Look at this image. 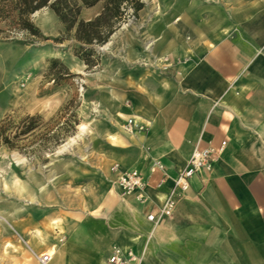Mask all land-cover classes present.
I'll return each instance as SVG.
<instances>
[{
    "label": "crops",
    "instance_id": "0c3cea01",
    "mask_svg": "<svg viewBox=\"0 0 264 264\" xmlns=\"http://www.w3.org/2000/svg\"><path fill=\"white\" fill-rule=\"evenodd\" d=\"M166 7L144 48L158 55L155 63L172 66L166 74L138 67L109 83L118 89L91 127L104 141L89 146L86 163L51 173L70 174L75 193H60L49 206L41 179L31 177L39 208L17 209L31 215L18 227L26 248L19 264H38L48 251V264H107L115 247L133 253L136 264H264V0H174ZM68 67L80 73L74 62ZM131 118L147 130L129 132ZM88 125L77 129L84 126V134ZM203 149L212 150L211 170L191 178L172 214L159 215L178 174ZM154 162L166 174L159 189ZM114 165L142 174L143 202L114 189Z\"/></svg>",
    "mask_w": 264,
    "mask_h": 264
},
{
    "label": "rangeland",
    "instance_id": "374dc122",
    "mask_svg": "<svg viewBox=\"0 0 264 264\" xmlns=\"http://www.w3.org/2000/svg\"><path fill=\"white\" fill-rule=\"evenodd\" d=\"M140 1L143 9L138 16L128 11L105 45L85 47L93 51L89 68L75 55L76 52L82 55L80 45L64 37L63 26L48 9L31 17L42 38L26 33L0 34V121L8 117L15 128L28 116L42 119L39 129L18 140L21 150L0 147V264H19L17 254L26 249L18 227L31 215L23 214L24 211L17 213V209L39 208L33 205L37 202L38 189L31 182L32 176L41 179V189L49 206L59 201L54 198L56 195L71 196L78 190L70 174L51 179V173L63 163H86L89 155L92 156L89 146L104 141L91 127L96 124L94 121L103 120L104 111L111 104L109 93L118 89L109 83L114 78L134 76L138 67L155 68L160 74H166L167 66H172L169 60L155 63L158 55L144 46L152 39L149 26L165 14L166 4L174 0ZM158 6L162 11L153 18L152 13ZM101 8L99 3L82 9L80 19L92 20ZM51 60H58L70 75L55 81L58 68L52 69ZM69 62H74L80 73L70 70ZM82 122L89 124V131L84 134L77 129ZM53 129H57L62 142L53 149L44 148L41 136ZM67 169L74 170L71 165ZM11 179L20 182L8 187ZM13 213L14 218L9 222L8 216Z\"/></svg>",
    "mask_w": 264,
    "mask_h": 264
},
{
    "label": "trees",
    "instance_id": "16d2710c",
    "mask_svg": "<svg viewBox=\"0 0 264 264\" xmlns=\"http://www.w3.org/2000/svg\"><path fill=\"white\" fill-rule=\"evenodd\" d=\"M99 3L102 8L95 18L89 21L80 19L82 9L92 8ZM44 9L50 10L63 26L64 37L80 45L82 55L78 52L75 55L89 68L92 66L90 56L93 51L85 47L105 45L128 11L137 17L143 9V3L140 0H0V34L10 36L26 33L30 37L42 38L38 28L31 22V17ZM50 62L52 69L58 68V72L54 74L55 81L70 75L58 60ZM41 125L40 116H28L14 128L11 119L6 117L0 121V147L21 150L18 140L32 135ZM61 142L57 129L46 131L40 139L41 145L48 149L55 148Z\"/></svg>",
    "mask_w": 264,
    "mask_h": 264
},
{
    "label": "built area",
    "instance_id": "2783aa9c",
    "mask_svg": "<svg viewBox=\"0 0 264 264\" xmlns=\"http://www.w3.org/2000/svg\"><path fill=\"white\" fill-rule=\"evenodd\" d=\"M125 127L129 132H144L147 130V126L138 124L132 118L126 121ZM222 146H224V143H222ZM211 154L212 150L210 149L197 150L193 153L191 158L188 160L187 166L178 174V177L174 181L173 187L167 193L164 204L161 209H159V215L168 216L172 214L177 202L180 200L183 194L188 191L191 178L202 170H211ZM111 171L118 173L116 183L122 193V196L136 194V199L139 202H143L145 200L143 192L148 186V183L143 178L141 173L135 170L118 172L117 165H114L111 168ZM151 171H159L162 174V180L155 185L156 189L161 188L164 179L166 178L163 166L159 162H154ZM154 220V215L147 216L148 222H154ZM50 261L51 256L48 254L39 256L37 259L38 264H48ZM137 262L138 258L133 253L123 252L120 248L115 247L112 249V254L109 257L107 264H136Z\"/></svg>",
    "mask_w": 264,
    "mask_h": 264
},
{
    "label": "bare ground",
    "instance_id": "6f19581e",
    "mask_svg": "<svg viewBox=\"0 0 264 264\" xmlns=\"http://www.w3.org/2000/svg\"><path fill=\"white\" fill-rule=\"evenodd\" d=\"M83 129H84V126H80V130L83 131ZM71 140H72V139H71ZM15 182H17V181H15ZM5 187H7V183H5ZM114 189H115L117 192H119V194L122 195L121 191H119L120 189H119L118 185H114ZM53 230H54V227H53ZM54 232H56V230H55ZM39 235H40V234H39ZM40 238H41V237H40ZM42 245H43V244H42ZM46 254H49L50 256H52V252H51V251H48Z\"/></svg>",
    "mask_w": 264,
    "mask_h": 264
}]
</instances>
